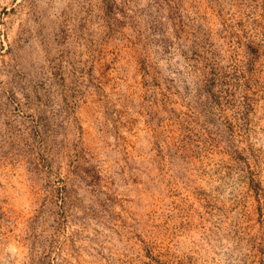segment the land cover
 Segmentation results:
<instances>
[{"label":"rangeland","instance_id":"rangeland-1","mask_svg":"<svg viewBox=\"0 0 264 264\" xmlns=\"http://www.w3.org/2000/svg\"><path fill=\"white\" fill-rule=\"evenodd\" d=\"M0 264H264V0H0Z\"/></svg>","mask_w":264,"mask_h":264}]
</instances>
